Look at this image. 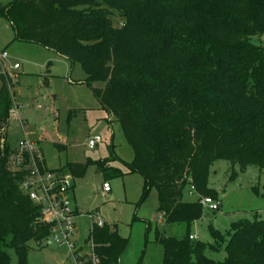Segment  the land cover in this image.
<instances>
[{
    "label": "trees",
    "instance_id": "obj_1",
    "mask_svg": "<svg viewBox=\"0 0 264 264\" xmlns=\"http://www.w3.org/2000/svg\"><path fill=\"white\" fill-rule=\"evenodd\" d=\"M0 15L15 40L81 65L82 83L120 123L134 151L129 172L143 177L145 195L158 190L167 225L187 229L182 239L157 233L162 264H264V220L234 222L226 236L210 227L225 245L222 262L205 254L215 245L190 239L204 216L202 200L220 201L209 186L214 162L232 164L231 181L236 167L264 170V0H14ZM8 83L0 75V264L12 263L10 251L28 264V243L42 245L52 225L22 190L30 157L11 168L20 155L8 143ZM91 167L105 180L124 175L109 159L57 172L82 179ZM188 187L197 202L183 200ZM91 243L99 264H118L129 241L117 226L93 223Z\"/></svg>",
    "mask_w": 264,
    "mask_h": 264
},
{
    "label": "rangeland",
    "instance_id": "obj_2",
    "mask_svg": "<svg viewBox=\"0 0 264 264\" xmlns=\"http://www.w3.org/2000/svg\"><path fill=\"white\" fill-rule=\"evenodd\" d=\"M13 1L0 0V9ZM0 47L7 51L11 63L21 66L13 88V104L23 107L7 128L11 148H18L22 140L31 142L44 157L46 168L53 172L70 162L109 159L110 166L124 174L105 180L104 173L91 167L84 178L75 180L74 191L66 196L78 211L75 242L83 245L93 223L100 219L117 226L120 236L129 241L118 264H162L163 249L156 241L157 233L182 239L186 226L167 225L160 211L158 190L153 187L145 195L143 177L129 172L134 151L120 123L101 106L91 88L81 82L86 78L81 65L72 68L65 58L39 45L15 40L12 25L3 15H0ZM97 137L102 142L89 149L88 142ZM11 168L17 169V165L11 164ZM232 169L226 160L211 165L209 186L218 192L221 207L217 212L205 207L202 220L190 229L199 241L216 246L217 250L208 248L205 254L217 262L226 258L225 245L215 241L210 227L226 236L234 222L264 220V170L251 165L247 172L240 173L236 167L238 177L231 181ZM105 181L111 186L109 195L103 193ZM198 199L191 187L183 193L187 203ZM51 239L42 245L35 241L28 243V264H76L67 249L50 243ZM91 247L85 250L82 264L90 260ZM10 254L11 264H17L16 253Z\"/></svg>",
    "mask_w": 264,
    "mask_h": 264
},
{
    "label": "built area",
    "instance_id": "obj_3",
    "mask_svg": "<svg viewBox=\"0 0 264 264\" xmlns=\"http://www.w3.org/2000/svg\"><path fill=\"white\" fill-rule=\"evenodd\" d=\"M9 58L7 51H0V75L8 80V88L13 94V88L18 81L17 72L21 69V66L18 63H11ZM21 107L23 106L18 103L13 104L10 112L11 118H17ZM101 142L102 140L99 137L90 140L88 148L93 150ZM17 149L20 155L16 161L17 167L25 166L26 160L22 157L23 154H27L30 157L25 168L28 171V176L22 183V190L32 202L41 207L42 221L52 225L51 235L48 240L52 238L50 243L60 248H66L69 256L76 264L84 263L86 256L80 252L75 242V219L77 215L72 201L66 197L67 194L73 191L75 179L68 173L53 172L44 165L40 166L38 160L42 163V156L35 151V146L31 142L22 140L19 142ZM103 191L105 194L111 192V186L108 182L103 184ZM202 205L204 208L206 207L210 211L215 212L219 210L221 203L211 198H204ZM95 224L98 227L105 225L100 219H97ZM190 239L198 240V237L191 235ZM90 245L92 246L90 260L93 264H99L100 261L94 253V245L93 243Z\"/></svg>",
    "mask_w": 264,
    "mask_h": 264
},
{
    "label": "crops",
    "instance_id": "obj_4",
    "mask_svg": "<svg viewBox=\"0 0 264 264\" xmlns=\"http://www.w3.org/2000/svg\"><path fill=\"white\" fill-rule=\"evenodd\" d=\"M2 49H1V47H0V51H1ZM3 50H5V49H3ZM83 81V80H82ZM81 81V82H82ZM7 135H8V132H7ZM8 143H9V141H8ZM17 149V148H16ZM47 167V166H46ZM75 180H77V179H75ZM74 187H75V185H74ZM74 191V190H73ZM103 193H104V191H103ZM105 194V193H104ZM109 194H111V192L110 193H108V195ZM74 208V207H73ZM74 210H75V212H76V215H77V217H76V219L78 218V211H77V209H75L74 208ZM95 223V222H94ZM76 225V224H75ZM76 227V226H75ZM76 232H77V229H76ZM192 235H195V236H197L196 234H192ZM198 237V236H197ZM87 240V239H86ZM86 240H85V242H84V244L83 245H81V246H79L77 243H76V245H77V247H78V249H80V252L81 253H85V250L87 249V248H89L90 247V244H86Z\"/></svg>",
    "mask_w": 264,
    "mask_h": 264
}]
</instances>
